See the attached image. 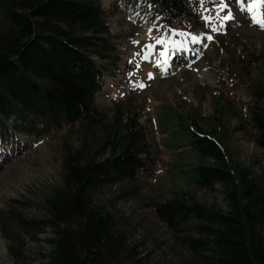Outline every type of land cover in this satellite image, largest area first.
Wrapping results in <instances>:
<instances>
[{
  "label": "rangeland",
  "instance_id": "obj_1",
  "mask_svg": "<svg viewBox=\"0 0 264 264\" xmlns=\"http://www.w3.org/2000/svg\"><path fill=\"white\" fill-rule=\"evenodd\" d=\"M111 1L108 6L102 1L101 9L117 58L107 63L98 56L92 57L99 69L105 68L104 86L95 95L94 105L104 122L111 121L116 109L136 111L156 163L153 170L136 176L138 194H129L131 187L125 183L100 188L95 198L117 221L125 244L120 253L125 264H194L197 253L193 254L181 241L182 236L197 237L193 223L182 224L180 233L170 231L157 219L154 205L185 193L186 203L194 200L216 212H228L220 184L208 192L193 183L191 167L211 165L212 161L200 159L189 149L190 134L183 127H193L216 138L232 165L248 169L252 178L264 183V151L255 145V131L249 122L250 109L259 105L251 88L259 82L264 91V32L253 19L250 22V0H237L232 12L240 20L217 31L215 42L201 55L200 62L190 70L171 62L175 67L168 65V73L161 76L151 72L157 66L150 62L155 56L148 55L161 56L163 49L155 38L166 32L172 41L173 29L183 32L186 39L188 34L200 38L201 34H211L216 29L214 19L227 16L228 5L236 1L203 0L202 5L201 0H188L193 17L171 26L152 9L145 8L141 0ZM222 3L227 5L223 11ZM145 16L152 27L149 36L139 26ZM6 27L0 17V34ZM147 44L153 47L148 50ZM173 48L176 47L167 44L165 52ZM187 54L190 53L184 52L175 59H184ZM160 60L157 57L156 62L168 63L164 56ZM166 71L158 69L160 73ZM151 73L152 80L146 79ZM138 81L144 84L143 89L134 87ZM260 108L264 110V102ZM26 125L12 116L5 119L0 130V264H14L8 248L21 255V264H48V241L53 234L38 223L45 217L44 199L63 187L64 157L79 154L82 163L88 158L85 148L96 154V161L107 155L98 151L105 138V124L88 132L81 125L44 130L35 126L39 136H27L22 130ZM219 126L220 132L214 134L212 129ZM28 221L37 225L25 226L23 222Z\"/></svg>",
  "mask_w": 264,
  "mask_h": 264
},
{
  "label": "trees",
  "instance_id": "obj_2",
  "mask_svg": "<svg viewBox=\"0 0 264 264\" xmlns=\"http://www.w3.org/2000/svg\"><path fill=\"white\" fill-rule=\"evenodd\" d=\"M101 1L0 0V17L7 25L0 34V129L11 116L28 124L23 130L27 135H34L37 125L41 130L81 125L88 132L105 124L98 151L106 157L96 161L90 148H85L88 158L82 163L79 154L65 156L63 187L44 199L45 217L38 224L53 234L48 264H125L117 221L95 194L125 183L129 194H138L136 176L155 165L134 111L116 109L111 121L104 122L94 105L105 68L99 69L92 57L107 63L117 58ZM145 1L160 7L167 22L186 15L184 0ZM252 95L264 99L260 84H254ZM250 124L255 145L264 151L262 108L251 109ZM212 131L220 132V126ZM188 133L195 154L212 161L191 167L193 183L208 192L220 184L228 212L194 200L186 203L184 193L155 203L157 219L175 233L193 223L197 237L182 236L181 241L197 253L194 264H264V183L248 169L232 165L216 138L196 129ZM8 254L14 264L22 263L11 248Z\"/></svg>",
  "mask_w": 264,
  "mask_h": 264
},
{
  "label": "snow or ice",
  "instance_id": "obj_3",
  "mask_svg": "<svg viewBox=\"0 0 264 264\" xmlns=\"http://www.w3.org/2000/svg\"><path fill=\"white\" fill-rule=\"evenodd\" d=\"M201 4L203 5V0H201ZM261 5H264V0H253V3L249 7L248 11L249 12H253L255 8H257V7L261 6ZM226 8H227V5L222 3L221 4V10L223 11ZM224 19L225 20H230L231 19V14L229 13L227 16H225ZM253 22L259 24V26L262 29H264V14H262L260 19H257L256 16L253 15ZM213 31H216V29H213ZM171 32H172L173 37H175L176 35H181V36L184 35L183 32H178L175 29L171 30ZM188 38H190L193 43L200 42V39H201L200 37H198L195 34H188ZM166 39H167V37L162 35V36L156 37L155 38V42H156V44H164ZM207 39H212V37L208 36ZM134 43H136V42L134 41ZM183 43H184V41H179V43H177L175 40H172V41L168 42V46L169 47H172V46L182 47ZM147 47L148 48H152L153 45H148ZM166 54H167L166 52L161 53V55L164 56V57H166ZM149 78H151V74H149Z\"/></svg>",
  "mask_w": 264,
  "mask_h": 264
},
{
  "label": "bare ground",
  "instance_id": "obj_4",
  "mask_svg": "<svg viewBox=\"0 0 264 264\" xmlns=\"http://www.w3.org/2000/svg\"><path fill=\"white\" fill-rule=\"evenodd\" d=\"M111 3H113L111 0H106L105 1V4H106V6H108L109 4H111ZM237 2L235 3V4H233V5H231L230 6V9L231 10H233V9H235L237 6ZM235 12V11H234ZM233 12V13H234ZM251 15L253 16L254 15V11L253 12H251ZM238 20H240V18H238ZM255 24V23H254ZM166 34V37H167V40H168V35H167V33H165ZM165 42H166V40H165ZM165 44V43H164ZM186 44L185 43H183V45H182V47H176V48H173L171 51H170V55H173V59L174 58H176L177 56H180L182 53H184V52H186L185 50H186ZM177 51L178 52H180V53H177ZM190 57H191V55L190 54H187V56H185V58H184V61H185V64H187L188 62H189V60H190ZM166 59H167V56L165 57ZM153 60H150V62H152V65L153 64H155L157 67H158V69H159V71L161 72V71H166V70H168L169 69V66H171L172 67V69H173V67H175V66H173V64L171 63V62H169L168 61V63H161V62H156L157 61V57L155 56L154 58H152ZM184 64V65H185ZM169 65V66H168ZM149 77V76H148ZM152 77V76H151ZM111 93V92H110ZM113 93L114 92H112L111 93V95H113ZM2 243V242H1ZM5 257V256H4Z\"/></svg>",
  "mask_w": 264,
  "mask_h": 264
}]
</instances>
